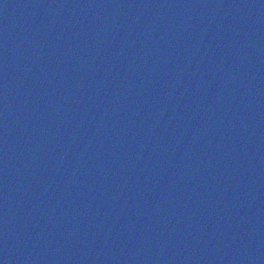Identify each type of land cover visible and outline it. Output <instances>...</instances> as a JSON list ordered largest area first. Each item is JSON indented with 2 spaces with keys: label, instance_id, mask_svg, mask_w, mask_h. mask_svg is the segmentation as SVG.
I'll return each mask as SVG.
<instances>
[{
  "label": "water",
  "instance_id": "95a60500",
  "mask_svg": "<svg viewBox=\"0 0 264 264\" xmlns=\"http://www.w3.org/2000/svg\"><path fill=\"white\" fill-rule=\"evenodd\" d=\"M0 264H264V0H0Z\"/></svg>",
  "mask_w": 264,
  "mask_h": 264
}]
</instances>
